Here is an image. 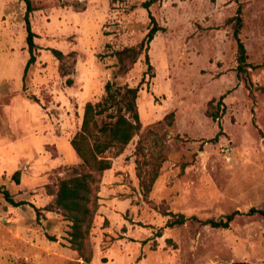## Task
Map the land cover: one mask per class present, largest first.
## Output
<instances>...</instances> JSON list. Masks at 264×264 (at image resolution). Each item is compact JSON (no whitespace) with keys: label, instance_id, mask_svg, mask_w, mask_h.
I'll list each match as a JSON object with an SVG mask.
<instances>
[{"label":"rangeland","instance_id":"374dc122","mask_svg":"<svg viewBox=\"0 0 264 264\" xmlns=\"http://www.w3.org/2000/svg\"><path fill=\"white\" fill-rule=\"evenodd\" d=\"M30 1L39 49L23 80L25 3L0 0V188L23 203L0 194V264L81 263L68 243L69 222L56 211L37 218L35 209L80 163L70 140L84 105L101 100L107 82L139 88L141 132L165 134L167 150L147 195L135 170L138 136L103 172L89 264H264V217L245 215L264 210V0H163L148 9L146 0ZM239 4L250 67L238 76L234 26L226 21ZM150 15L164 29L148 47L152 69L144 76L142 54L118 73L112 53L136 46ZM51 50L74 53L71 86ZM211 99L216 120L206 113ZM171 112L173 126L159 123ZM165 211L199 220L242 215L226 229L189 221L169 229Z\"/></svg>","mask_w":264,"mask_h":264},{"label":"trees","instance_id":"16d2710c","mask_svg":"<svg viewBox=\"0 0 264 264\" xmlns=\"http://www.w3.org/2000/svg\"><path fill=\"white\" fill-rule=\"evenodd\" d=\"M25 3V29L26 46L28 59L25 63L23 80L29 68L36 61L37 50L39 49L34 42L36 35L31 30L29 15L35 11L30 0H20ZM116 3L120 0H109ZM163 0H146L143 8L148 9L154 4H159ZM227 24H233V39L236 44V60L238 76L246 72L249 68L247 63V53L244 44L239 38L242 28V6L239 4L235 15L227 19ZM150 15V26L144 38L136 45L124 47L112 53L117 61L118 73L125 74L139 57L144 55V63L147 67L144 76L152 69L147 55L150 42L155 34L163 31ZM52 55L58 61V74L65 78V83L71 86L73 80L69 75L73 72L75 64L74 53L64 55L58 50H51ZM72 58V59H70ZM264 66V64H263ZM141 79L140 83H142ZM105 95L97 102H87L83 108V115L79 131L71 138L70 145L76 153L80 163L67 170L66 176L59 178L54 189L48 190V195L52 200L43 209H35L36 217L43 212H59L65 220L69 222L68 243L70 248L76 252L77 259L81 263L70 264H89L92 259V251L88 243L89 233L92 228L93 219L98 211V191L101 176L104 171L112 166V159L123 153L131 140L138 136L135 145L134 156L136 175L142 192L147 195L155 180L159 175L160 168L165 161L167 147L165 145V134H160L157 130L149 127L141 132V123L138 116L136 100L139 88L129 86H116L113 82L105 84ZM32 102L38 103L34 96L28 97ZM223 96L218 100L222 104ZM208 102L207 116L216 120L217 111H212L213 102ZM218 109V107H217ZM165 122L168 127L174 124L173 113L167 114L159 123ZM220 134V133H219ZM218 136V135H217ZM217 136L212 140L214 142ZM184 168V164L181 165ZM18 172L13 174L17 181ZM18 182V181H17ZM4 200L13 206L23 203H16L8 191L0 188ZM259 214L264 217L263 209L250 208L245 215L252 216ZM242 215L239 211L219 217L218 219L199 220L196 217L186 218L183 214H175L165 211L167 217L165 228H175L186 224L188 221L199 226H209L216 229H226L236 216ZM157 237L162 236V232L156 233ZM51 240H54L50 237Z\"/></svg>","mask_w":264,"mask_h":264}]
</instances>
